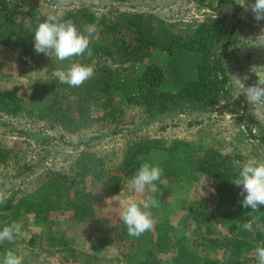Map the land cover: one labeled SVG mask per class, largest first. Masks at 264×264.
I'll return each mask as SVG.
<instances>
[{
	"label": "trees",
	"instance_id": "1",
	"mask_svg": "<svg viewBox=\"0 0 264 264\" xmlns=\"http://www.w3.org/2000/svg\"><path fill=\"white\" fill-rule=\"evenodd\" d=\"M109 1L122 4L129 0ZM193 1L210 13L232 9L231 23L205 15L192 24L174 28L150 14L121 8L97 14L81 4L65 10L59 16L71 20L81 33L86 34L89 25L94 26L95 32L90 39L91 56L85 54L61 62L34 51L35 27L46 17L18 0H0V47L14 54L18 63L38 60L47 64L44 83L37 86L41 96L32 99L35 113L30 102L19 95L18 87L8 86L4 81L7 77L2 75L0 66V115L13 118L32 115L49 129L60 127L70 135L91 125V100L97 95H103L108 105H112V95L116 94L123 109L136 107L152 116L210 111L222 96H229L226 63L240 33L236 32L242 25L236 17L240 9L235 0ZM25 18L28 25L24 24ZM155 55L162 56V65L150 61ZM70 62L92 66L94 75L77 88L60 84L52 72L64 69ZM135 65H142L140 72L133 70ZM117 67L128 69L119 72ZM197 148L195 157L192 145L186 141L173 140L163 145L158 140H140L126 148L113 170L106 169L96 153L81 150L74 157L68 175L50 173L31 191L11 193L0 204V229L29 214L33 226L44 229L41 246L73 255V239L61 231H52L56 224L54 215L58 214L73 224H89L124 244L123 264H155L158 255H171L170 264H257L254 250L264 246V233L239 230L237 224L249 220L264 224V206H259L258 212L243 208L231 183L237 172L229 157L201 142ZM9 153L10 150L0 146V165L6 162ZM144 162L159 166L163 175L155 182L157 191L136 195L137 203L150 196L159 201V207L150 211L163 210L176 188L198 181L208 196L226 209V237L214 238L213 231L206 227L209 217L204 210L205 199L191 204L180 201L183 211L178 219L180 232L178 225L164 217L154 221L151 231L135 238L127 234L120 219L111 224L108 218L99 216L93 189L102 198L116 195ZM188 226L192 230L204 226L207 236L199 234L189 242L183 233ZM19 242L18 236L14 243L0 244V257L9 249L17 254ZM89 258L87 254L81 255L83 264H89Z\"/></svg>",
	"mask_w": 264,
	"mask_h": 264
},
{
	"label": "rangeland",
	"instance_id": "2",
	"mask_svg": "<svg viewBox=\"0 0 264 264\" xmlns=\"http://www.w3.org/2000/svg\"><path fill=\"white\" fill-rule=\"evenodd\" d=\"M18 1L23 6L34 7L37 15L45 17L48 14L59 15L84 4L97 14L112 8L147 13L174 28L192 24L205 15L227 20L230 24L233 11L227 8L210 13L205 8H199L193 0H129L122 4L109 0H67V5L61 7L57 6V0ZM235 2L240 9L236 17L242 25L236 31L240 33L229 51L230 57L226 63L229 96H222L218 104L207 112L186 111L152 116L136 107L123 109L116 94L112 95V105H108L103 95H97L91 100V125L70 135L60 127L49 129L32 115L29 118L0 115V146L10 150L6 162L0 165V188L10 184L11 193H25L43 182L50 173L68 175L74 157L86 149L100 156L106 169L113 170L126 148L140 140H158L163 145L173 140L186 141L192 145L195 157L199 151L198 143L201 142L228 156L237 176L242 163L249 157L264 161V105L254 106L243 93L236 98L240 89L234 78L247 76V80L242 81L245 88L255 85L258 78H264V47H252L248 41L249 38L254 40L260 29L264 28V20L255 21L250 9L246 11L241 7L240 0ZM244 2L247 6L255 0ZM24 24H29L26 18ZM13 55L0 47L1 73L7 77H4V81L8 86L18 87L19 95L24 101L30 102L32 113H35L32 99L41 96L37 86L44 83L47 64L38 60H27L21 64L16 62V56ZM150 61L162 65L163 58L155 55ZM116 69L121 72L128 68ZM141 69L142 65H135L133 70L138 73ZM234 187L237 200L241 203V189ZM93 193L98 215L108 218L111 224L119 220L122 208L129 199H139L136 198L139 193L129 187L127 182L122 184L116 195L108 198L97 195L95 189ZM201 199H205L204 210L209 217L206 227L213 231L214 238L226 237V209L220 208L198 181L191 186L176 188L166 200L163 210L152 213L153 221L167 217L170 223L178 225L177 231L180 232L178 219L183 215L180 201L191 204ZM63 217L54 215L56 224L52 226V231H61L73 239V255L48 251L44 245L41 246L40 237L44 229L33 226L31 215L25 214L17 219L16 222L22 227L16 252L24 257L26 264H83V254L90 257L87 261L89 264H123L124 244L120 245L112 235L101 233L89 224H73ZM193 230L192 226H188L183 232L189 242L199 234H205L204 226ZM170 258L171 255H158L155 264H170Z\"/></svg>",
	"mask_w": 264,
	"mask_h": 264
},
{
	"label": "clouds",
	"instance_id": "3",
	"mask_svg": "<svg viewBox=\"0 0 264 264\" xmlns=\"http://www.w3.org/2000/svg\"><path fill=\"white\" fill-rule=\"evenodd\" d=\"M66 5L67 0H57L58 7ZM239 5L244 7L246 11L250 9L255 21L264 20V0H255L253 4L247 6L244 0H240ZM94 32L95 28L92 25L86 26V34H84L77 29L71 20H64L62 16L57 14H48L34 31V51L36 54H44L50 58L55 57L61 62L71 61L72 57H80L85 54L91 56L92 50L89 45ZM248 41L251 42L252 47H264V28L260 29L254 40L249 38ZM93 75L94 68L92 66L75 62L68 63L64 69H56L52 72V76L60 84H66L73 88L80 87ZM234 78L240 89L236 98L243 93L247 101L254 106L264 105V78H258L255 85L247 88L242 82L247 80V76ZM228 116L232 118V116ZM162 175L163 169L159 166L144 162L136 173L127 180V184L139 194L146 191L156 192L155 182L160 180ZM231 183L241 189L240 195L243 197L241 206L243 208H250L251 212H258V207L264 206V161L258 160L256 157H249L242 163L238 176ZM10 189V184H5L4 187L0 188V204H4L11 195ZM154 207H159V201L150 196L139 203L129 199L124 204L119 219L125 225L129 236L139 238L145 232L153 229L154 221L150 209ZM254 223L255 229L253 228ZM21 227L20 223L12 222L0 229V244L4 242L14 243L21 233ZM237 227L239 230L247 232L259 231L264 233V224L253 220L243 224L238 223ZM254 255L257 264H264V246H257ZM0 264H24V257L9 249L0 257Z\"/></svg>",
	"mask_w": 264,
	"mask_h": 264
}]
</instances>
